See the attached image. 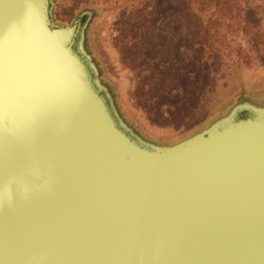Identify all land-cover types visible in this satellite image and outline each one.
I'll use <instances>...</instances> for the list:
<instances>
[{
    "label": "water",
    "instance_id": "95a60500",
    "mask_svg": "<svg viewBox=\"0 0 264 264\" xmlns=\"http://www.w3.org/2000/svg\"><path fill=\"white\" fill-rule=\"evenodd\" d=\"M56 3L0 0V264H264V92L151 134L91 46L105 5Z\"/></svg>",
    "mask_w": 264,
    "mask_h": 264
},
{
    "label": "rangeland",
    "instance_id": "374dc122",
    "mask_svg": "<svg viewBox=\"0 0 264 264\" xmlns=\"http://www.w3.org/2000/svg\"><path fill=\"white\" fill-rule=\"evenodd\" d=\"M94 1L91 46L151 134L179 137L225 98L264 92V0H58L54 16L69 23Z\"/></svg>",
    "mask_w": 264,
    "mask_h": 264
},
{
    "label": "trees",
    "instance_id": "16d2710c",
    "mask_svg": "<svg viewBox=\"0 0 264 264\" xmlns=\"http://www.w3.org/2000/svg\"><path fill=\"white\" fill-rule=\"evenodd\" d=\"M156 1V3H162L163 2V0H155ZM215 4H219L218 2H216ZM227 3H225V5H226ZM167 5H169V6H173V3H172V1H171V3H167ZM224 5V6H225ZM217 6V5H216ZM220 10H222V9H220ZM174 26H175V28H177L178 26L176 25V24H174Z\"/></svg>",
    "mask_w": 264,
    "mask_h": 264
}]
</instances>
